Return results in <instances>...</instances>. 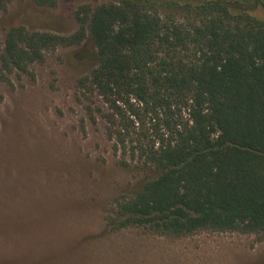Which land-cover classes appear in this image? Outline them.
Wrapping results in <instances>:
<instances>
[{
	"label": "trees",
	"instance_id": "obj_1",
	"mask_svg": "<svg viewBox=\"0 0 264 264\" xmlns=\"http://www.w3.org/2000/svg\"><path fill=\"white\" fill-rule=\"evenodd\" d=\"M9 2L0 0V12ZM257 9L264 11V0H111L79 6L68 36L8 31L0 43L4 82L58 47L89 38L95 48L97 65L77 84L105 106L115 150L144 172L114 201L106 231L264 238V20Z\"/></svg>",
	"mask_w": 264,
	"mask_h": 264
},
{
	"label": "rangeland",
	"instance_id": "obj_2",
	"mask_svg": "<svg viewBox=\"0 0 264 264\" xmlns=\"http://www.w3.org/2000/svg\"><path fill=\"white\" fill-rule=\"evenodd\" d=\"M108 1L56 0L45 7L10 0L0 12V43L19 26L71 35L79 6ZM253 15L264 20L261 9ZM96 65L87 38L44 53L26 74L0 80V264H264L261 236L106 231L114 201L144 172L115 150L105 106L77 84Z\"/></svg>",
	"mask_w": 264,
	"mask_h": 264
}]
</instances>
